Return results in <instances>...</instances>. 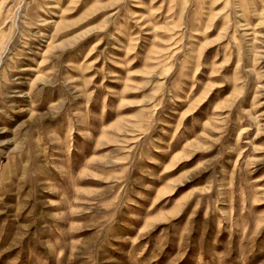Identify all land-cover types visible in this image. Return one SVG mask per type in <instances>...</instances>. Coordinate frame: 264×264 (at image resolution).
I'll list each match as a JSON object with an SVG mask.
<instances>
[{
  "label": "rangeland",
  "instance_id": "rangeland-1",
  "mask_svg": "<svg viewBox=\"0 0 264 264\" xmlns=\"http://www.w3.org/2000/svg\"><path fill=\"white\" fill-rule=\"evenodd\" d=\"M0 264H264V0H0Z\"/></svg>",
  "mask_w": 264,
  "mask_h": 264
}]
</instances>
